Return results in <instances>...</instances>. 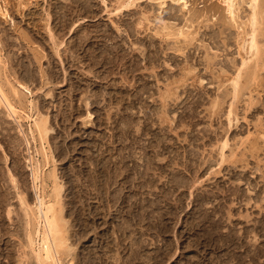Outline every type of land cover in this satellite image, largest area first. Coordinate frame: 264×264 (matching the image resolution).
Instances as JSON below:
<instances>
[{"label": "rangeland", "instance_id": "obj_1", "mask_svg": "<svg viewBox=\"0 0 264 264\" xmlns=\"http://www.w3.org/2000/svg\"><path fill=\"white\" fill-rule=\"evenodd\" d=\"M185 1L0 0V84L24 117L0 107V264L21 254L32 165L59 193L63 264H264V18L253 35L250 0L235 21Z\"/></svg>", "mask_w": 264, "mask_h": 264}, {"label": "bare ground", "instance_id": "obj_2", "mask_svg": "<svg viewBox=\"0 0 264 264\" xmlns=\"http://www.w3.org/2000/svg\"><path fill=\"white\" fill-rule=\"evenodd\" d=\"M176 1L180 2L182 8H188V5H187L188 2L187 1H185V0H176ZM249 2L251 3V6H252L251 7L252 10L250 11V12H252V14L250 17L251 20L250 19H248V20H250V22H251V27H253L252 33L254 35L255 34L254 26L255 27L260 26L262 24L260 19L262 20L264 18L262 15V12L264 10V9H262V6H264V0H250ZM225 3H226L227 12L229 13L228 15H230V19L235 21V17H236L235 13H236L237 9H236L234 0H227V1H225ZM123 7H124V5H123ZM126 10H128V9H126ZM261 15H262V17H261ZM263 20H262V22H263ZM176 35L182 36L184 38V41L186 39H191V41H192V38H194L193 36L189 37L188 34H184L183 32H179ZM260 35H262L264 37L263 33H261ZM258 36H259V34H258ZM262 36H261V38H263ZM256 42H257V39L256 38L254 39V36H252V40H251L250 46H249V51L251 53L253 52L252 54L254 56H257L258 53H260L258 51L259 46H257ZM188 43H190V42L188 41ZM254 58L256 59L257 57H254ZM7 88H9V87H7ZM22 88L24 89V87H22ZM17 89H18V87H17ZM8 90H9V92L5 91L2 87V85L0 84V107L3 106L7 110V114H6L7 117H9L13 121L19 123V119H24V117H22L21 114H19L20 111L17 112V110L13 106L14 103L13 104L11 103L10 95H9V94H11L12 96L15 97L16 95H18V91L11 85H10V88ZM33 127L35 129L36 134L38 135V138L42 142L44 139V135L46 134V129H47V128L45 129V122L42 120L34 118L33 119ZM33 131H31V132H33ZM224 146H225V144H224ZM0 149H2V146H0ZM42 156L46 162V160L48 159L47 156L43 153H42ZM30 171H31V175H32V179H31L32 181L31 182L34 185V186L32 185V187L34 189L36 188L35 184L37 183L38 180H39L40 184H39L38 191L35 193V202L33 205H30L26 201V199L23 195H18L19 209H21L23 216H24V219H25V224H23V225H25V238H23L25 241L23 240V243H19V249H18L19 251L18 252L19 253L21 252V254L19 255V258H17V260H16L17 264H29V261L31 264H63L64 259H65V258H63V256L68 257V255H69L68 251H70L69 250L70 248L68 249V245H69V244L67 245L68 239L66 236H64V230L65 229H64V225H63L64 221H62V218H61L62 213H59L60 210L58 208H57L58 210L56 209L57 201L59 200V196H58L59 193H57L58 187L54 188V186L56 184L53 183V187L50 190V193L57 191L56 196L58 197V199H55V201H54V198L52 197V199H51V197H50V195L54 194V193L46 195L44 192V186H43L44 180H43V178H41V176H42L41 175V171H42L41 168H39L38 166L32 165L30 168ZM7 174H8V177L10 179V182L12 184L13 189L17 190L18 189V183H17L16 177L13 176V174L11 173L10 170H8ZM54 177H55V175H54ZM59 188H60V186H59ZM18 193H20V192L18 191ZM16 197H17V195H16ZM12 213H13V211L11 210L10 207H8V209L6 210V215H7L8 220L11 219L12 216L10 217V215H13ZM65 264H72V260H71V262L68 261V263H65Z\"/></svg>", "mask_w": 264, "mask_h": 264}]
</instances>
